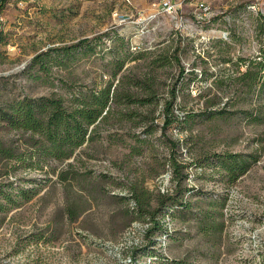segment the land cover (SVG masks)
<instances>
[{"label":"rangeland","instance_id":"1","mask_svg":"<svg viewBox=\"0 0 264 264\" xmlns=\"http://www.w3.org/2000/svg\"><path fill=\"white\" fill-rule=\"evenodd\" d=\"M161 2L6 0L1 6L0 106L26 97L68 102L125 75L152 80L156 96L151 105L116 109L95 141L64 163L0 164L6 206L0 264H264V91L249 92L251 76L240 78L264 60V19L241 0H208L206 23L194 19L189 3L169 15ZM82 42L92 50L65 59V48ZM38 55L43 65L33 62ZM173 88L178 120L165 127ZM219 107L227 113L197 115ZM0 137L23 150L27 135L0 125ZM173 154L189 165L191 206L183 214L169 211L150 244V224L127 225L123 210L135 204L117 198H131L132 185L154 197L171 191ZM228 155L252 160L231 183L221 159ZM76 204L82 212L71 220L67 208ZM214 219L225 223L222 232Z\"/></svg>","mask_w":264,"mask_h":264},{"label":"trees","instance_id":"2","mask_svg":"<svg viewBox=\"0 0 264 264\" xmlns=\"http://www.w3.org/2000/svg\"><path fill=\"white\" fill-rule=\"evenodd\" d=\"M6 0L0 1L1 6ZM73 49L76 51L71 52ZM92 50L89 45L83 46V42L65 48V59L76 58L77 54L83 51ZM264 57V54H263ZM39 55L33 60L34 63L39 61L43 65V59ZM180 62V60H178ZM251 65L254 62L251 61ZM257 71L251 72L247 69L242 73L240 78L251 76L248 84L249 92H255L260 86L264 91V60L257 62ZM46 69V66H43ZM123 69V64L118 70ZM184 71V70H183ZM149 80V79H147ZM141 81L138 77L123 76L117 84L109 82L105 86L97 87L96 89L80 92L73 96L70 101H66L63 97H26L20 100H13L5 105L0 106V125H5L13 131L22 132L27 135L24 141V149L20 146L9 144L0 137V164L7 167L8 162L15 161L25 165L29 161L31 168L44 169V163L49 160L66 162L73 158L78 149L85 144L92 143L99 135L102 125L107 123L115 113V110L121 106L129 107L130 104L136 105H151L155 101L156 91L152 80ZM171 101L168 102L165 109V123L167 127L171 125L172 119L178 120L173 107L177 100L176 90H172ZM227 113V109L218 108L216 110L207 109L197 113L207 117L214 115H223ZM196 113L191 112L187 118H192ZM152 130V129H151ZM149 132V131H148ZM173 147L177 146V142H171ZM215 157V156H214ZM223 165L228 169V174L232 176L230 183L236 181L243 175L252 164V160L243 155H228L221 158ZM255 161V160H253ZM43 164V165H42ZM69 164V167H72ZM173 168V188L166 193H158L154 197L153 193L132 185L131 198L120 196L117 199L123 202L132 200L135 204L133 208L126 207L123 210V215L127 219V225L135 221H144L150 224L147 229V237H153L156 231L164 230L163 219L173 210L176 213H184L190 208V200L185 198V195L192 190L186 187L185 181L189 174L185 172L188 164H184L178 159L176 154H173L171 159ZM1 171V170H0ZM49 173V171H46ZM61 180H64L66 175L59 174ZM30 190H21V194L28 200L31 198L28 195ZM3 193L0 187V194ZM6 195V194H5ZM7 196V195H6ZM9 200V196L5 200ZM156 203L153 208L152 202ZM217 203V201H215ZM81 205L78 204L67 208L71 220H76L81 214ZM0 209L5 211L6 206L0 204ZM222 214L220 215V217ZM216 219V218H215ZM213 222H217L216 220ZM217 229L221 232L225 223L217 222ZM150 244L154 243L150 238ZM170 264H185L182 261H172Z\"/></svg>","mask_w":264,"mask_h":264},{"label":"built area","instance_id":"3","mask_svg":"<svg viewBox=\"0 0 264 264\" xmlns=\"http://www.w3.org/2000/svg\"><path fill=\"white\" fill-rule=\"evenodd\" d=\"M243 6L252 13L260 14L264 19V0H241ZM190 4L194 7L193 16L198 23H206L211 16V9L208 0H162L161 10L166 14H174L182 4Z\"/></svg>","mask_w":264,"mask_h":264}]
</instances>
